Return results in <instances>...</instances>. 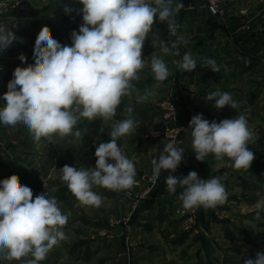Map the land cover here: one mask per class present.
Masks as SVG:
<instances>
[{"label":"rangeland","instance_id":"374dc122","mask_svg":"<svg viewBox=\"0 0 264 264\" xmlns=\"http://www.w3.org/2000/svg\"><path fill=\"white\" fill-rule=\"evenodd\" d=\"M9 2L12 10L6 15L17 20L6 21L5 25L15 32L18 39L6 49L9 55L5 61L0 62L8 67H4L5 82L0 81V106L5 103L2 97L7 91L8 82L13 79L14 69L34 64L33 50L41 28L49 26L54 38L62 46H72L71 33L78 32L83 23L82 14L77 11L83 5L78 0ZM65 6L73 11L65 13ZM3 16L0 15V18ZM177 24L178 35H181V23ZM261 27L264 28V24ZM168 40L166 22L155 23L144 42L142 54L145 66L138 73L139 80L132 82L134 91L122 98L112 120L104 124L101 118H96L79 123L77 128L81 137L75 136L74 128L72 135L64 138L54 135L51 140L42 138L36 143L25 125L12 127L0 123V181L13 174L18 175L25 185L27 178L36 180L40 187L32 190L33 198L47 191L55 197L62 213L68 216L63 228L67 238L55 245L38 264H244L246 259H255L258 252L264 253V211L260 212V218L257 219L255 209V204L264 198V53L261 55V98L253 100L248 94L246 102L236 100L235 109L229 106L216 109L214 100L181 99V89L190 92L192 87L198 86L192 81L196 72H207L208 69L195 68L192 72L181 70L179 62L184 54L181 43V56L165 54L160 45L161 41ZM261 45L264 50V39ZM152 53L162 58L169 69L170 74L163 82L154 79ZM20 54L27 57L26 63H18ZM250 75L248 80L254 77ZM203 87L207 88L206 85ZM247 87L249 90L253 85L248 84ZM147 90L154 91L155 95L143 103H137L136 97ZM129 104L133 107V118L138 123L135 132L120 137L117 142L123 154L127 157L140 151L149 155L151 151L149 159L144 156L140 161L152 165V158H158L164 146L172 142L174 146L184 149L182 162L176 170L184 169L183 172L187 174L195 171L203 180L219 177L228 193L224 204L210 209L200 207L185 210L182 206L170 209V206L150 210V205L167 190L165 179L173 173L169 170H162L155 181L144 180L130 189L112 191L101 187L106 197L102 198L99 208L83 205L72 195L67 184L61 180L59 170L66 164L94 167L96 147L101 142L110 141L109 132L117 121L127 118L124 109ZM171 104L175 106L173 117H169L172 114ZM243 106L245 110L241 112L244 115H239L238 108L242 109ZM197 114H202L210 122L241 115L246 118L253 134L247 147L255 156L249 170L229 167L227 157L216 160L213 154L208 156L214 160V166L206 170L196 163H188L190 157L186 154L190 155V149L193 152V148L190 130L188 133L185 130L191 118ZM178 127L182 130L173 142L168 134H174ZM186 146L189 153L186 152ZM132 161L135 164L139 159L132 158ZM251 172L262 178L254 179ZM143 175L155 178L153 170L145 165L136 169L135 179ZM96 188L99 187L94 186L93 191ZM165 195L164 202L170 201ZM31 258L13 261L0 259V264H24L25 260Z\"/></svg>","mask_w":264,"mask_h":264},{"label":"clouds","instance_id":"9594fccd","mask_svg":"<svg viewBox=\"0 0 264 264\" xmlns=\"http://www.w3.org/2000/svg\"><path fill=\"white\" fill-rule=\"evenodd\" d=\"M83 7V23L78 32L71 33L72 46L61 45L53 36L49 26L39 31L33 50L34 64L16 67L13 79L3 94L0 106V123L15 127H27L34 142L42 138L51 140L73 134L81 137L77 125L84 120L101 118L103 123L112 120L123 97L134 91L133 81L139 80V71L144 68L142 49L147 34L158 20L166 22L169 40L161 41L165 54L181 56L179 45L185 44L184 36L178 35L176 15L184 8L174 0H78ZM65 13L73 9L65 6ZM175 39L172 40L171 38ZM15 32L0 24V51L17 41ZM21 62L27 57L20 54ZM213 72H218L216 61L206 59ZM197 67L191 52H185L179 68L192 72ZM151 70L157 82L165 81L169 69L162 58L151 54ZM155 95L147 90L136 97L143 103ZM215 101L216 109L237 107L228 92L213 91L205 96ZM124 111L127 118L117 121L109 132V142H101L95 150L94 167L64 165L59 171L61 180L67 184L74 197L83 205L99 208L102 197L93 191L94 186L112 191L132 188L136 183V169L131 159L123 154L118 145L120 137L136 131L133 107ZM192 137V148L198 161L213 154L216 160L225 157L229 167L249 170L255 159L248 149L252 139L244 116L209 121L202 114L193 116L186 131ZM103 132V128L101 129ZM183 148L167 143L158 158H152L153 175L159 177L162 170L175 172L182 162ZM167 190L179 194L182 208L191 210L203 207L215 208L228 199V193L219 177L203 180L197 172L187 176L169 175L165 179ZM33 191L20 181L18 175L0 181V259L25 260L24 264H38L49 251L67 237L63 231L68 216L63 214L55 197L46 191L33 198ZM256 218L264 211V198L255 204ZM244 264H264V253L258 252L255 259H246Z\"/></svg>","mask_w":264,"mask_h":264},{"label":"crops","instance_id":"0c3cea01","mask_svg":"<svg viewBox=\"0 0 264 264\" xmlns=\"http://www.w3.org/2000/svg\"><path fill=\"white\" fill-rule=\"evenodd\" d=\"M176 2L184 4V8L175 17L176 21L181 23L182 31L180 36H184L187 40L186 44L181 41L182 51L184 53H192L197 63L196 68L200 70L208 69L207 72L204 70H202V73H199L200 71L196 72L192 81L198 86L192 87L190 92L181 89V99L191 101L194 99L206 100L205 96L207 94L217 90L230 93L233 100H237L238 102H246L248 94H250L253 100H257V97L258 99L261 98L263 84L260 75L262 69L261 55L264 53L263 46L261 45L264 39V28L261 25L264 24V0H240L228 6L225 19L211 14L205 6V0H174V3ZM242 10H245V13H242ZM9 20L13 21L17 19L13 16L5 15L0 18V24L5 25L6 21ZM157 22L159 21L157 20ZM15 52H18V50H15ZM8 55L6 50L0 51V62H4ZM10 57L12 58V56ZM206 59L215 60L219 71L213 72L208 68L209 66L205 63ZM20 61L18 60V63ZM4 67L7 66L0 63L1 82L4 81ZM257 71H259L258 80ZM248 74H251L250 77L253 74L254 77L249 78L252 80H248ZM248 84L253 85L249 90ZM204 85L207 88L203 87ZM238 109L239 115L241 113L244 115V112L241 111L245 110V106L242 109ZM149 152L148 155L138 151L134 155L128 154L127 158L131 160L132 158L139 159V162L134 164L135 169H140V167H144L145 165L149 170H153L150 162L146 165L140 161L144 156H151V151ZM186 152L189 153L187 146ZM186 155L190 157L188 163H196L201 168H204V170L210 166H214V160L209 159V156L204 161H198L191 149L190 155ZM209 161L212 162L210 163ZM183 170H176L170 175L176 177L187 176V173L183 172ZM250 175L255 177L254 179H257V177L262 178L253 172ZM182 191L183 189L179 187H177V191L174 194L168 190H164V193L161 194L163 196H160L154 204L150 205V210L155 211L159 207L169 208L171 206L170 209H172L182 206L179 200V194ZM95 192L102 198L106 197V195H103L101 187L96 188ZM164 195L170 201L164 202V199H166Z\"/></svg>","mask_w":264,"mask_h":264},{"label":"built area","instance_id":"2783aa9c","mask_svg":"<svg viewBox=\"0 0 264 264\" xmlns=\"http://www.w3.org/2000/svg\"><path fill=\"white\" fill-rule=\"evenodd\" d=\"M238 1L240 0H205V6L211 14L217 16L218 18L225 19L228 6L235 4ZM10 10H12V7L10 6L9 0H0V15H6V13H8ZM174 107V104H171L170 110L172 111V114L169 117L174 116ZM180 130H182V128L178 127V129L176 128V130H174V134H168L169 138L173 139V142H175L179 133H181ZM155 179L156 177L148 178L147 176L143 175L141 177L136 178V184H141L144 180L155 181Z\"/></svg>","mask_w":264,"mask_h":264},{"label":"trees","instance_id":"16d2710c","mask_svg":"<svg viewBox=\"0 0 264 264\" xmlns=\"http://www.w3.org/2000/svg\"><path fill=\"white\" fill-rule=\"evenodd\" d=\"M258 170V169H257ZM259 171V170H258ZM261 171H259L260 173ZM26 185L31 188L32 190L38 189L40 186L36 180L27 178L25 181Z\"/></svg>","mask_w":264,"mask_h":264}]
</instances>
